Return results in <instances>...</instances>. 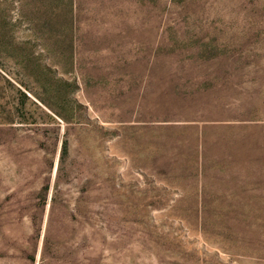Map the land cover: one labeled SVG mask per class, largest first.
Returning a JSON list of instances; mask_svg holds the SVG:
<instances>
[{"label": "rangeland", "instance_id": "obj_1", "mask_svg": "<svg viewBox=\"0 0 264 264\" xmlns=\"http://www.w3.org/2000/svg\"><path fill=\"white\" fill-rule=\"evenodd\" d=\"M0 264H264V0H0Z\"/></svg>", "mask_w": 264, "mask_h": 264}, {"label": "trees", "instance_id": "obj_2", "mask_svg": "<svg viewBox=\"0 0 264 264\" xmlns=\"http://www.w3.org/2000/svg\"><path fill=\"white\" fill-rule=\"evenodd\" d=\"M58 116H59V117H62V116H60L59 114H58Z\"/></svg>", "mask_w": 264, "mask_h": 264}]
</instances>
